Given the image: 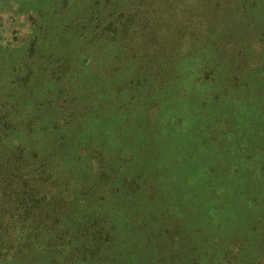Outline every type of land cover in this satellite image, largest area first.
<instances>
[{
    "label": "trees",
    "instance_id": "trees-1",
    "mask_svg": "<svg viewBox=\"0 0 264 264\" xmlns=\"http://www.w3.org/2000/svg\"><path fill=\"white\" fill-rule=\"evenodd\" d=\"M125 1L27 0L25 5L14 6L24 16L20 25L6 29L0 24V264H90L91 259L107 264H149L147 260L157 261L156 253L167 260L175 259L177 252L170 254L172 250H166L172 246L171 242L166 244L167 232L156 229L154 222L148 229L130 228V221L135 220L132 192L140 181L125 179L124 172L134 171V162L142 150L133 145L103 147L88 137L104 124L116 126L118 135L131 137L140 131L144 119L128 112L121 102L113 110L92 112L91 104L85 111L86 100L80 96L77 84H59L58 78L47 85L35 80L36 63L42 65L40 52L45 44L50 47L63 34L73 43L90 36V26L98 18L94 15L107 5L119 7ZM165 1L170 0H139L137 8L122 12L126 19L119 21L117 31H121L120 26L127 31L130 21L139 18L143 30L155 32V19L159 21L155 14L164 16L167 12L169 16L176 15L170 20L169 31L177 32L178 38L187 35L184 27L198 32L221 24L219 35L224 46H235L237 40L231 39L239 36L230 33L234 21L226 16L230 0H177L179 10L174 13L169 12L171 5L167 7ZM195 2L212 12L220 8L225 14L223 19L214 21L216 26L208 22L211 19H185ZM261 2L264 6V0ZM253 27L264 30V20L255 24L249 18L247 29ZM254 33L250 32L252 39L248 40L252 54L254 46L264 41L263 32L257 36ZM216 40L215 35L204 31L198 46L175 56V76L162 86L169 91L162 93L165 100L159 109L160 113L168 110L166 120L164 115L159 116V122L167 125L153 129L150 112L144 120L148 121L144 132L138 137L163 133L167 127L183 129L180 122L183 115L187 116L186 124L195 133L199 154L192 155L181 168L192 172L190 195L186 194L185 200L195 199L199 193L202 212L197 214L199 219L190 213L188 225L196 221L200 224L202 242L213 240L209 235L212 231L218 235L220 239L213 244L217 257L223 254L219 262L264 264V52L256 60L258 71L250 72L262 90L251 99L228 98L219 106L215 96L203 103L190 100L191 87L214 65L209 46ZM237 69L230 73L236 75ZM23 89H29L25 98L19 96ZM11 96H19V100L8 106ZM225 117L234 119L231 129L228 124L223 126L221 120ZM80 118L87 120L89 127L77 128L75 122ZM72 127L75 132L70 136ZM39 129L41 133L36 135ZM58 140L69 142L58 144ZM233 141L237 143L235 147L230 146ZM130 151L132 155L125 154ZM154 167L164 168L162 178L166 177L165 164ZM238 173L244 177L249 173L248 180L234 177ZM155 192L150 199L154 202L161 197L156 202L158 206L166 198L165 185L159 183ZM187 215L186 212L183 217ZM227 235L234 239L229 248L225 242L221 244V238ZM205 244L210 246L201 245ZM193 263L201 264L198 260Z\"/></svg>",
    "mask_w": 264,
    "mask_h": 264
},
{
    "label": "rangeland",
    "instance_id": "rangeland-1",
    "mask_svg": "<svg viewBox=\"0 0 264 264\" xmlns=\"http://www.w3.org/2000/svg\"><path fill=\"white\" fill-rule=\"evenodd\" d=\"M26 1L0 0L1 28L9 29L13 24L20 25L22 23L24 16L20 15L22 13L16 8L25 5ZM261 1L263 0H230L229 9L226 12L227 19L234 21H232L234 26L230 33L238 35L239 38L232 37L231 40L235 39L237 42L234 43V47L229 46L228 48L224 46L223 37L219 35L221 24L214 23V21L218 22L219 19H223V15H225L220 12V8L218 10L214 8V12H212L213 9L209 10L201 2H195V7L188 8L185 19L192 21L211 19L208 22H212L215 26L217 24L214 28L208 27L204 30L210 32L212 37L214 35L217 37L216 43L209 46L214 65L205 70L195 83L196 85L191 87L188 94L191 96L190 100L198 99L200 103H203L207 99L212 101L215 97H218L217 103L219 106L223 104L224 99L247 100L251 99V96H255L259 90L264 89V86L259 89L257 79L250 75L251 71H258L256 60L264 52V41L261 45L254 46L253 49L258 51L256 53L255 50V54H252L249 50L252 47L248 41L252 39L250 32H255L254 35L257 36L260 32L264 33V30H257L255 27H253V30L247 29L249 18H253L255 24H259L264 20V6ZM139 4H141L139 0H126L119 7L113 4L107 5L100 13L94 15V18H98L94 19V23L92 22L90 26L92 29L90 36L81 37L80 40L78 39L76 43H73L68 41L66 34H63L58 36L56 43L50 45V47L49 44H45L40 52L42 65L39 66V62L36 63L38 69L35 77L36 83L47 85L58 78L59 84H77L80 86L78 88L80 96L83 95L86 100L84 101L85 111L89 110L91 104H93L92 112H96V109L97 112L107 109L113 110L121 102L123 108H126L128 112L131 110L136 117L139 116L144 120L146 114L153 112L154 119L150 125L154 127L153 129H156L158 125L166 126L167 123L159 122V116L164 115L166 120L168 115L167 109H163L162 113L159 112L161 102L165 100L162 93L166 94L169 91L168 88L167 90L162 89V86L175 76L173 70L175 65L172 66L175 56H180L186 50L198 46L200 36L203 35L204 31L200 29L202 31L197 32L190 27H184L187 35L178 38L177 32L170 33L169 31L171 29L170 20L176 15L169 16L167 12L164 16L158 14V12L155 14V18H158L159 21L157 22L155 19L154 24L156 25L153 26L155 32H152L154 34L148 33L147 30H143L142 26L140 27L141 20L139 18L130 21L127 31H122L120 25L119 30L122 32L117 31L116 26L119 21L122 22L126 19L122 12L137 8ZM165 5L167 7L171 5L169 12L174 13L179 10L177 0L165 1ZM120 32V35H116ZM239 46L242 48H239ZM170 54H173V57H170ZM168 56L170 58L166 62ZM261 58L264 59V55ZM236 67L239 69L236 70V75H233L230 70ZM116 73L120 74L114 76ZM249 86H252L251 89ZM28 92L29 89L19 94V96L25 98ZM19 96H11V102L8 103V106L16 103ZM93 99L94 102H91L90 100ZM183 108L181 111H183ZM220 111H222V108L218 110V112ZM177 112L179 114L180 111ZM183 116L180 122V126L184 127L183 129L178 128L174 131L168 130L167 127V130L157 135L150 134L146 137H138L140 133L144 132L148 123V121L142 120L143 125L139 129L140 131L131 137L125 134L118 135L119 131L116 130V126L105 124L88 137L91 136V141L95 145L100 144L103 147L117 146V144L121 145L120 147L133 145L138 150H142L140 157L134 162L136 166L133 167L134 171L124 172L125 179L131 178L140 181L138 189L132 192L134 196L131 197V202L135 203L133 205L135 207V220L130 221V228L133 230L140 226L141 230L143 227L148 229L154 222L156 229H161L162 233L167 232L166 244L172 243V246L167 247L166 250L168 248L172 250L170 254L177 252L174 253L176 255L174 261L173 259L167 260L164 257L165 255L157 256L156 253L157 261L154 262L150 259L147 260V263L195 264L193 260H198L201 264H223L224 260L220 262L218 260L221 259L220 257L223 254L217 257L218 254L213 244L217 243L216 239H220L218 235H215L212 231L209 235L213 237V240L209 239L207 242H202L200 224L196 221L195 225H188L190 213H194L196 218L199 219L197 214L202 212L199 193L195 199L185 200L186 194L190 195L192 172L181 168L185 166L186 161L192 155L199 154V148L195 144L194 131L187 127V116ZM86 121L83 118L77 119L75 125L77 128L81 126L84 128L85 126L89 127ZM221 121L223 126L228 124V128L231 129L234 119L225 117ZM35 131L36 135L41 133L40 129ZM70 132L71 136L75 129L72 127ZM107 132H110V134H107ZM62 142L67 143L69 141L58 140V144ZM236 144V141H233L230 146L235 147ZM49 151L47 150V153ZM42 153H44L43 150H41ZM125 154L130 156L132 152ZM158 163L165 164L167 167L165 178H162L164 168L156 170L154 167ZM230 173H233V170ZM245 175L244 177L238 173L234 177H237V179L243 177L248 180L249 173ZM159 183H163L167 190L165 200L158 203L160 207L157 206L156 202L161 197L158 196L154 202H151L150 199L156 193L155 187ZM151 186H153V189ZM186 186H188V189H185ZM186 212L188 215L184 218ZM229 236L221 238L224 241L219 243L224 245L225 242L229 245V248L231 242L234 241L233 237ZM203 243H210V246L207 247V244L202 246ZM175 247L179 248L175 249ZM185 252L188 254L185 255ZM204 255L206 257H203ZM262 262L264 263V258H262ZM90 264L107 263L103 260L91 259Z\"/></svg>",
    "mask_w": 264,
    "mask_h": 264
}]
</instances>
